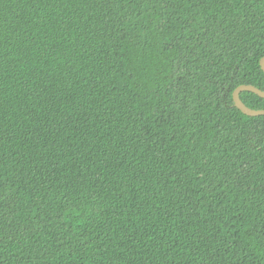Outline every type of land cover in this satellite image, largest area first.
Here are the masks:
<instances>
[{"label": "trees", "instance_id": "1", "mask_svg": "<svg viewBox=\"0 0 264 264\" xmlns=\"http://www.w3.org/2000/svg\"><path fill=\"white\" fill-rule=\"evenodd\" d=\"M263 57L264 0H0V264H264Z\"/></svg>", "mask_w": 264, "mask_h": 264}, {"label": "water", "instance_id": "2", "mask_svg": "<svg viewBox=\"0 0 264 264\" xmlns=\"http://www.w3.org/2000/svg\"><path fill=\"white\" fill-rule=\"evenodd\" d=\"M261 68L264 71V57L261 59ZM245 91L253 92L264 98V91L253 86V85H241L239 86L233 93V99L235 106L242 111L245 115L256 117V116H264V109H252L248 107L241 99V94Z\"/></svg>", "mask_w": 264, "mask_h": 264}]
</instances>
